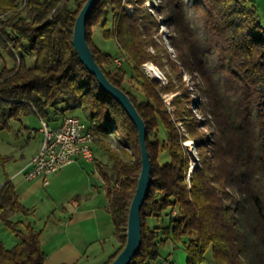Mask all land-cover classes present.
<instances>
[{
	"label": "trees",
	"instance_id": "16d2710c",
	"mask_svg": "<svg viewBox=\"0 0 264 264\" xmlns=\"http://www.w3.org/2000/svg\"><path fill=\"white\" fill-rule=\"evenodd\" d=\"M157 1L154 11L173 25L171 45L178 63L170 60V68L177 71L178 80L179 66L187 72L198 98L193 102L183 87L171 111L161 93L175 89L172 80L162 86L139 72L148 60L163 65L147 50L156 44L151 37L155 21L144 14L145 0H97L85 25L95 61L108 80L128 94L147 129L151 182L140 210L141 244L128 264H153L168 240L184 245L186 264H205L209 249L213 264H264V26L251 0H193L205 32L200 37L184 12L183 0ZM85 2L0 0V47L13 60L0 68V130L8 128L10 120L31 114L50 123L59 113L60 121L69 109L89 112L80 118L97 123L92 161L118 245L105 263L109 264L126 243L141 153L135 125L99 87L72 44L75 19ZM126 2L136 4L132 14L124 10ZM107 12L111 23L102 34L114 39L126 56L130 78L138 82L143 99L123 84L125 68L91 42L90 26L105 27ZM30 54L34 61L28 65L25 56ZM58 103L65 106L58 108ZM113 130L121 133L115 148L102 138ZM184 133L194 140L198 154L191 172ZM94 146L109 162L97 158ZM161 152L166 153L163 160ZM7 160L0 154V165ZM15 212L27 215L30 209L6 179L0 185V222L17 241L10 248L0 241V264H44L40 230L11 220Z\"/></svg>",
	"mask_w": 264,
	"mask_h": 264
},
{
	"label": "crops",
	"instance_id": "0c3cea01",
	"mask_svg": "<svg viewBox=\"0 0 264 264\" xmlns=\"http://www.w3.org/2000/svg\"><path fill=\"white\" fill-rule=\"evenodd\" d=\"M251 1L262 25L264 22V0ZM21 118L17 120L20 132H15V136L23 134L22 131L27 134L33 131L35 133L36 129ZM58 122L59 118H56L50 123L56 125ZM41 139L40 136L36 148L28 155L18 151L22 148L21 145H10L9 143L8 150L0 151L1 155L8 157V160L0 165L2 167L0 185L6 179L10 180L19 201L28 207L30 212H32V206L28 205L26 201L36 194L41 185L45 187L51 185L50 193L58 199L51 213L53 217L50 219L51 222L48 217L42 227H37L35 222L27 221L35 229L40 230V247L44 253V264H105L118 245L113 235L114 226L107 211V198L100 186L101 182L94 165L92 168H85L86 160L77 158L60 171L49 175L46 184L43 183L41 177L26 180L23 172L38 151ZM89 169H93L92 176L89 174ZM66 180L68 184L72 183L71 180H74L75 183L67 197L64 195L67 190L54 187H59L60 183L62 184ZM54 182H57L58 185H54ZM47 196H50L49 193ZM16 213H12L10 217ZM13 221H20L21 227L27 224L19 218ZM2 227L5 226L0 222V230ZM0 241L3 243L2 239ZM161 249L163 251H161L158 264H186V252L182 243L168 240ZM90 259L95 260V263H92Z\"/></svg>",
	"mask_w": 264,
	"mask_h": 264
},
{
	"label": "rangeland",
	"instance_id": "374dc122",
	"mask_svg": "<svg viewBox=\"0 0 264 264\" xmlns=\"http://www.w3.org/2000/svg\"><path fill=\"white\" fill-rule=\"evenodd\" d=\"M65 1V0H63ZM70 3H72V0H70ZM158 1H152L150 0L149 2L147 0H145V9L144 10V14H151V16L154 18V25L152 27V44H156V47H153L152 45H149L147 47V50L149 52H151V54L155 55L157 58L160 59L162 65V68L157 65V63L153 60H148L145 63H150L153 64V66H155L162 74L163 76V80H156V79H152V77H148L151 81L162 85V86H166L169 84L170 79L172 80V83L175 85V89L166 93H161V98L163 100V102L166 104L167 108L169 111L173 110V105L171 104L172 100L174 99V97L176 95H178L181 91V88L185 87L189 92L190 95L192 96V100L193 102H195L198 98H197V92L194 91V87H193V81L190 79V76L187 74L186 71H184L180 66H179V74H181V80H178L177 78V71H174L170 68L169 65V61L172 60L173 62H177V56H176V50L173 48V46L171 45L172 42V38H174V31H173V25L167 21V17L166 15H159L157 12L154 11L153 6L154 5H158ZM135 3H128L126 2L124 5V10L126 13L128 14H132L134 7H135ZM183 9L184 12L187 14L190 23L192 25V28L194 29V31L200 36L203 37L205 35L204 29H203V24H202V20L200 18V15L198 12H196V7L194 6L193 0H183ZM146 18V17H143ZM105 21L107 22V24L105 25V27H103L100 23L94 24L90 26V39L91 42L96 45L97 47H99L100 49H102L103 51H105L106 53L110 54L112 56V58H119L121 59L122 63H121V67H124L127 75H126V80L124 81V85L126 87L131 88L132 92H136L141 99H143L142 93L139 90V84L135 79L130 78V72H131V66L128 62H125L126 60V56L120 52L116 42L114 41V39H106L103 36V31L104 28H109L110 27V23H111V13L107 12L105 14ZM103 19V20H104ZM168 22V23H167ZM262 25H264V22H262ZM173 36V37H172ZM25 61L28 65L32 64L34 61V55L30 54L25 56ZM127 61V60H126ZM13 63V60L11 58V56L0 47V68L2 67L3 64H6L7 66H10ZM139 72L140 74L144 75V76H148L146 75V71L144 69H142V65L139 67ZM132 73V72H131ZM58 108H62L65 106V103H58L56 105ZM192 112L195 116V118H197L198 120H200L202 118L201 114L199 113V111L193 106L192 108ZM53 110L49 111L50 117L54 116L53 115ZM62 114H58L57 118H60ZM65 116H70V115H77L79 117H86L89 115V112L87 110H82L79 108H73V109H69L66 112H64ZM24 122H29L30 126L33 127L35 130V133H24L23 131L19 136H15V132H20V128L19 126V121L17 120H10L9 122V127L3 130H0V151H6L8 150V143L10 145H17V146H22L21 149H17L20 153H23L25 155H28L30 152H32V150H34L37 146V142L40 138V136L42 137L41 133L38 131V127H39V119L36 115L31 114V115H27V116H22L21 118ZM178 126L180 127V129L182 131L185 130L184 125L181 124V122H178ZM202 130L205 133H208L209 130L208 128L204 127L202 128ZM185 134V140L182 141L183 145L186 146L185 148L187 149V153L189 156V169L188 172H191L192 169L194 167H190L191 164H193L192 160V156L194 154L195 158V162L197 164L198 162V154L197 151L195 149V143L194 140L187 134ZM120 137H121V133L120 131L117 130H113V131H109L108 133H106L105 135L102 136L103 140L105 142H107L111 147L115 148L116 146H120ZM159 138L163 139V133L160 131L159 133ZM189 141V144H186V142ZM190 146V147H189ZM191 148V149H190ZM95 154L97 155V158L100 159L102 162H109L108 157L106 154L104 153H99V149L94 146L93 148ZM99 150V151H98ZM191 153V154H190ZM166 158V153L165 152H161L160 154V159H165ZM81 160H84L83 158H81ZM85 161V160H84ZM86 165L85 168H92L93 167V161H86ZM92 171L93 169H89V174L92 176ZM2 174V167L0 166V176ZM51 180V178H50ZM72 183L68 184V181H63L62 184L60 183L59 187L54 186L55 188H60V190L64 189L67 190L66 192H64L65 196L67 197L68 193L71 191V188H73L72 186L75 184L74 180H71ZM54 185H58L57 182H54ZM50 189H52L51 185H47L46 187L41 185L36 194L34 196H32L28 201H26V203L30 206H32V212H30V214L27 215H21L19 213H16L14 216L10 217L11 220H15L16 218L21 219L22 221H25L27 223L31 222L34 223L35 225L38 227H42L44 222L48 219L49 217V221L50 219H52V211L54 209L55 202L58 200L57 198H55V196L53 194L50 193ZM70 189V190H69ZM47 193H49L50 196H47ZM69 196V195H68ZM62 199V198H61ZM51 222V221H50ZM0 239L3 240V245L6 248H10L12 247V245L14 244V241L16 240L14 237V234L6 227H2L0 230ZM17 241V240H16ZM161 251H163V249H161ZM102 253V252H101ZM164 255V252H163ZM90 261L92 263H95V260L90 259ZM99 261V260H98ZM96 261V262H98ZM160 261V259H158L156 262H154L153 264H158V262ZM205 264H213V259H212V253L211 250H207L205 252Z\"/></svg>",
	"mask_w": 264,
	"mask_h": 264
},
{
	"label": "water",
	"instance_id": "95a60500",
	"mask_svg": "<svg viewBox=\"0 0 264 264\" xmlns=\"http://www.w3.org/2000/svg\"><path fill=\"white\" fill-rule=\"evenodd\" d=\"M96 2L97 0H86L80 9L74 23L72 44L78 54L79 60L86 69L95 76L99 87L121 105L137 129L141 153V170L137 180L135 193L129 207L126 227V243L118 255L109 263L128 264L138 252L141 244L140 210L151 182V162L146 147L147 129L143 118L128 94L108 80L95 61L93 53L88 45L85 29L86 19Z\"/></svg>",
	"mask_w": 264,
	"mask_h": 264
},
{
	"label": "built area",
	"instance_id": "2783aa9c",
	"mask_svg": "<svg viewBox=\"0 0 264 264\" xmlns=\"http://www.w3.org/2000/svg\"><path fill=\"white\" fill-rule=\"evenodd\" d=\"M121 61L119 58H113L116 66H120ZM146 64H142V69L148 75ZM38 119V131L41 133L42 139L38 151L23 172L26 180L41 177L43 183L46 184L49 175L60 171L77 158H83L86 161L93 160L92 145L97 125L94 120H84L78 116L70 115L62 117L56 126H52L45 119ZM192 158L191 168L196 166L194 154Z\"/></svg>",
	"mask_w": 264,
	"mask_h": 264
},
{
	"label": "bare ground",
	"instance_id": "6f19581e",
	"mask_svg": "<svg viewBox=\"0 0 264 264\" xmlns=\"http://www.w3.org/2000/svg\"><path fill=\"white\" fill-rule=\"evenodd\" d=\"M146 69L148 72V76L152 77V79L163 80V76H162L161 72L155 66H153V64L147 63ZM189 143H190L189 141L186 142V144H189Z\"/></svg>",
	"mask_w": 264,
	"mask_h": 264
}]
</instances>
